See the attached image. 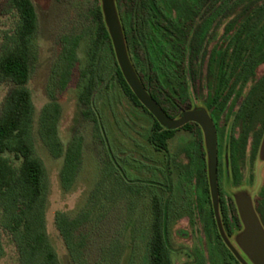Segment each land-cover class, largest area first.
Returning <instances> with one entry per match:
<instances>
[{
	"label": "rangeland",
	"instance_id": "374dc122",
	"mask_svg": "<svg viewBox=\"0 0 264 264\" xmlns=\"http://www.w3.org/2000/svg\"><path fill=\"white\" fill-rule=\"evenodd\" d=\"M33 2L38 13V30L34 39L32 74L27 84L33 102L32 138L36 155L45 167L47 232L61 263L75 264L56 226V213L65 211L74 217L82 211H90V221L83 231L89 234L87 264H152L148 244L152 202L157 197L164 208L165 235L172 264H237L226 251L222 237H218L213 203L200 208L205 179L208 181L207 152L201 127L178 129L168 140L167 149L156 148L149 140L154 119L142 106L134 104L115 79L116 56L113 46L109 45L102 50L96 63L99 82L93 96L92 115L86 117L84 112L90 107L82 103L79 96L87 80L84 71L88 67V46L97 27L91 12L98 4L101 6V0L99 3L96 0ZM116 2L119 11L126 9L127 0ZM157 2L168 16L183 14L187 7L197 12L202 49L188 77L189 102L191 108H207L212 49L222 37L225 24L237 19L243 9L256 0ZM19 24L20 15L11 0H0V55L3 50L16 46ZM145 32L148 37L151 35L146 27ZM155 34L157 39L159 33L155 31ZM263 72L264 65L259 67L258 74ZM66 77L68 81L63 87ZM12 87V82L0 79V114ZM241 101L242 98L234 102L217 122L219 212L223 226V201L231 208L234 204L239 215L236 196L241 194L250 198L264 225L261 212L264 159L260 155L264 129L255 155L252 153L255 134L249 136L246 152L240 160V182L235 184L232 176L229 180L226 176L230 135L238 136L240 132L234 119ZM55 109L59 112L53 130L47 133L41 128L42 116ZM76 137L82 138L81 164L73 186L66 190L61 171L66 151ZM8 157L18 170L20 160L13 154ZM232 215L230 219L233 220ZM242 229V226L236 228L228 238L244 255L236 241ZM0 239L5 251L0 264H17L16 244L1 225ZM246 260L252 264L248 257Z\"/></svg>",
	"mask_w": 264,
	"mask_h": 264
},
{
	"label": "trees",
	"instance_id": "16d2710c",
	"mask_svg": "<svg viewBox=\"0 0 264 264\" xmlns=\"http://www.w3.org/2000/svg\"><path fill=\"white\" fill-rule=\"evenodd\" d=\"M96 2L99 3V0ZM127 2L126 9L120 8L119 13L132 62L155 101L169 116L177 117L182 111L191 109L188 77L194 71L193 61L198 60L202 49V42L198 38L200 26L197 24V12L192 7H187L183 14L168 16L157 0ZM11 3L19 12L20 24L16 46L3 50L0 55V79L13 83L0 114V225L13 237L19 254L17 264H62L47 232L45 167L36 155L32 138L33 102L27 88L35 59L34 39L38 30V13L33 0H11ZM91 13L97 27L88 46V67L84 71L87 80L82 85L79 96L80 101L90 107L84 112L86 117L92 115L93 96L99 82L96 63L102 50L107 45L112 47L101 6H95ZM145 27L153 36L148 37ZM155 31L159 33L157 39ZM73 50L74 47L71 52ZM114 62L115 79L125 94L134 104L142 106L152 115L131 89L115 58ZM262 65L264 0H256L253 5L245 7L237 19L225 24L222 37L213 47L209 60V93L206 105L216 127L225 111L242 98L234 119L240 132L238 136L230 135L226 151L228 166L225 160V167L229 171L227 179L232 176L235 184L241 180L240 160L246 152L249 136L255 134L252 150L255 155L264 129V72L258 74ZM67 81L66 77L63 87ZM250 83L251 87L248 88ZM246 88L248 89L244 92ZM58 112L56 109L50 110L42 116L41 128L47 133L53 130ZM152 117L154 122L149 140L159 149H167L168 140L176 130H190L194 125L199 126L195 122H189L180 128L168 129L153 115ZM82 148V138L76 137L66 151L61 171V181L66 190L74 184L81 164ZM12 154L20 160L18 170L9 161L8 156ZM203 190L204 198L200 202V208L212 203L207 179ZM261 208L264 209V187L261 192ZM221 210L226 226L232 229L235 222L237 228L241 227L234 204L231 208L223 201ZM89 213L82 211L71 217L65 211H58L55 215L56 226L75 264H87L85 254L89 234L83 231L90 221ZM211 213L213 214L212 208ZM164 221L163 205L159 198L154 197L148 244L152 264H172ZM218 237L221 238L219 233ZM225 248L229 256L237 264H241L226 246ZM4 254L0 239V259Z\"/></svg>",
	"mask_w": 264,
	"mask_h": 264
},
{
	"label": "water",
	"instance_id": "95a60500",
	"mask_svg": "<svg viewBox=\"0 0 264 264\" xmlns=\"http://www.w3.org/2000/svg\"><path fill=\"white\" fill-rule=\"evenodd\" d=\"M101 8L118 65L142 104L162 126L168 129H177L189 122H195L201 127L207 152L208 181L214 213L225 244L241 264H250L246 257L252 264H264V225L250 198L244 194L236 196L237 208L243 224V229L237 234L236 241L245 256L230 242L224 230L219 212L218 133L210 112L205 107H195L182 111L177 117L169 116L146 89L132 62L116 0H101ZM260 155L264 159V137Z\"/></svg>",
	"mask_w": 264,
	"mask_h": 264
},
{
	"label": "flooded vegetation",
	"instance_id": "af4514ba",
	"mask_svg": "<svg viewBox=\"0 0 264 264\" xmlns=\"http://www.w3.org/2000/svg\"><path fill=\"white\" fill-rule=\"evenodd\" d=\"M214 214V213H213ZM216 220V219H215ZM240 221H241V219H240ZM216 225H217V228H218V230H219V227H218V224H217V220H216ZM241 226H242V228H243V224H242V221H241V224H240ZM236 228H237V224H235V222H234V225L232 226V229H230L228 226H226V223H225V220H224V230H225V232H226V234H227V236L228 237H232L233 236V234H234V232H235V230H236ZM223 240V239H222ZM224 244H225V242H224ZM225 246L227 247V245L225 244ZM228 248V247H227ZM229 249V248H228ZM230 250V249H229Z\"/></svg>",
	"mask_w": 264,
	"mask_h": 264
}]
</instances>
